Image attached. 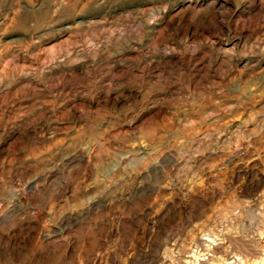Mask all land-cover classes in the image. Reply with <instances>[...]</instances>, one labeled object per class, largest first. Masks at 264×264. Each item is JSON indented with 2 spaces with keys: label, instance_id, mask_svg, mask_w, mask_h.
<instances>
[{
  "label": "rangeland",
  "instance_id": "374dc122",
  "mask_svg": "<svg viewBox=\"0 0 264 264\" xmlns=\"http://www.w3.org/2000/svg\"><path fill=\"white\" fill-rule=\"evenodd\" d=\"M0 264H264V0H0Z\"/></svg>",
  "mask_w": 264,
  "mask_h": 264
}]
</instances>
